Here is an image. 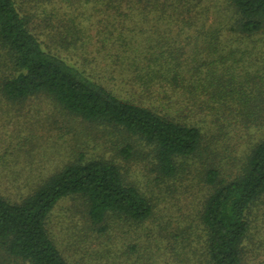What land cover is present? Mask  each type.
I'll return each mask as SVG.
<instances>
[{"label":"trees","instance_id":"obj_1","mask_svg":"<svg viewBox=\"0 0 264 264\" xmlns=\"http://www.w3.org/2000/svg\"><path fill=\"white\" fill-rule=\"evenodd\" d=\"M31 7L0 0V112L44 97L84 122L119 127L154 147L160 177L181 180L183 160L203 153L206 263L243 264L264 197V0ZM9 172L0 165V180L15 179ZM0 187V245L28 264H71L47 228L67 197L82 200L97 231L112 216L157 221L159 236L169 225L158 220L164 207L103 159L68 161L17 196Z\"/></svg>","mask_w":264,"mask_h":264},{"label":"rangeland","instance_id":"obj_2","mask_svg":"<svg viewBox=\"0 0 264 264\" xmlns=\"http://www.w3.org/2000/svg\"><path fill=\"white\" fill-rule=\"evenodd\" d=\"M23 1L28 7L39 5V0ZM2 107L0 165L11 169L15 179L0 181L16 196L68 161L103 159L117 165L126 180L164 207L158 220L169 225L159 236L157 221L134 226L117 216L107 219L105 230L97 231L80 198L62 199L49 215L47 228L71 264H207L205 233L197 220L210 189L201 178L206 165L203 153L183 160L181 180L160 177L155 171V149L140 136L116 126L84 122L44 97ZM181 184L185 191L174 193L175 185ZM251 217L253 229L243 264H264V197ZM0 264L28 263L9 256L0 245Z\"/></svg>","mask_w":264,"mask_h":264}]
</instances>
